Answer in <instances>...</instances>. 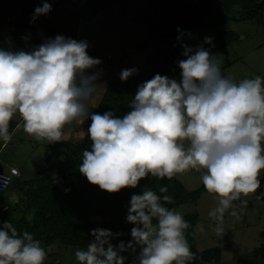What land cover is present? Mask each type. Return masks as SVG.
<instances>
[{"label": "clouds", "instance_id": "1", "mask_svg": "<svg viewBox=\"0 0 264 264\" xmlns=\"http://www.w3.org/2000/svg\"><path fill=\"white\" fill-rule=\"evenodd\" d=\"M51 11L42 0L33 21ZM177 32L179 41L185 33ZM212 40L205 37L204 43ZM181 46L180 80L155 74L138 85L130 111L122 117L89 110L93 95L104 86L97 83L99 72L89 74L102 61L88 55L87 41L57 35L30 51L0 47V138L11 142L9 125L16 115L25 133L50 143L62 141L65 125L90 119L91 149L83 151L78 170L91 185L113 194L136 188L149 176L171 180L203 170V187L218 198L209 217L217 221V235H223L224 213L236 201L246 206L242 197L261 187L264 78L237 83L222 74V54L202 45ZM134 74L138 69H124L120 79ZM167 191V186L159 188L162 194ZM172 202L171 196L145 186L130 197L126 221L133 225L131 239L113 245L122 233L93 229L86 250H74L75 259L79 264H126L124 253H136L138 264H191L195 254L185 236L190 225L165 206ZM46 256L33 234L19 233L9 221L0 223V264H44Z\"/></svg>", "mask_w": 264, "mask_h": 264}, {"label": "trees", "instance_id": "2", "mask_svg": "<svg viewBox=\"0 0 264 264\" xmlns=\"http://www.w3.org/2000/svg\"><path fill=\"white\" fill-rule=\"evenodd\" d=\"M119 1L46 0L51 4L52 11L47 15L38 16L33 21L34 10L42 6V1L0 0V32L4 28L11 30L8 39L3 43L4 48L30 51L47 38L57 35L76 40L81 19L90 20L99 11H107L112 4ZM64 4H70L72 8L70 26L51 27V19ZM245 20H251L264 29V0H149L139 20L145 28L144 39L137 44L139 51L152 45L151 53L145 58L147 68L122 82L121 71L130 68L123 64L124 58L121 57L122 59L114 64L115 70L105 83L103 93L91 113L103 114L112 111L115 116L122 117L130 111V102L138 85L155 74L169 77L175 73L180 76L178 61L183 58L182 44L189 42L191 47L202 45L206 48L205 43L194 40V31L197 28L218 27L227 21ZM178 28L185 33L179 41ZM188 33L191 35H187ZM217 36L221 40L217 50L226 49L237 39L235 31L230 29L217 33ZM93 51H88V54L94 55ZM126 55L127 53H124L123 57ZM17 123L18 120L14 118L10 121L9 132L12 137ZM90 124L91 120L87 119V129L80 143L68 141L63 145L65 148L70 147L66 157L58 152L59 149H51L52 146L49 145L51 152L45 159L47 165L37 170L29 180L12 179L0 194V223L9 221L19 233L28 231L45 247L59 243L67 248L70 246L86 249L93 239L91 230L96 228L108 229L114 234L122 233L111 241L113 245H117L120 240L127 243L131 239L130 230L133 225L126 221L130 197L133 194H141L145 186L158 195L171 196L173 202L165 206L175 211L187 202H196L202 193L206 192L203 184L194 190H187L177 175L171 180L149 176L140 180L136 188H125L113 194L91 185L78 170L82 163L83 151L91 149L92 142L87 133ZM3 143L0 138V156ZM3 164L4 161H0L1 170L4 169ZM260 180L261 187L255 196L264 201V170ZM26 184H29L28 188L24 186ZM162 186H167V193L159 192ZM64 189L69 191L65 192ZM15 190L17 200L10 201L8 196ZM29 216L32 217L31 221ZM183 217L190 225L185 231V236L195 254L191 264H222V249L219 245L207 249L197 247L195 225L199 219L198 214L189 213ZM254 254L264 263V244L259 246ZM124 255L128 256L126 264H138L136 253ZM56 262L58 263L54 258L44 264Z\"/></svg>", "mask_w": 264, "mask_h": 264}, {"label": "rangeland", "instance_id": "3", "mask_svg": "<svg viewBox=\"0 0 264 264\" xmlns=\"http://www.w3.org/2000/svg\"><path fill=\"white\" fill-rule=\"evenodd\" d=\"M36 1L41 2L42 0ZM148 2L149 0H120L112 4L107 11H99L90 20L81 19L79 21L76 40L87 41L89 45L87 51L94 50V55H88L102 61L101 64L89 70V74L92 72L100 73L97 83L102 86L105 87V83L115 70L114 64L122 58H124L123 64L130 69L136 68L138 71H143L147 68L145 58L151 53L152 45L139 51L137 44L144 39L145 28L139 20ZM71 12L70 4L62 5L58 13L51 19V27H69ZM226 29L235 31L237 39L226 49L217 50V45L221 42L217 33ZM10 31L9 28H4L0 32L2 48H4L3 43L8 39ZM194 34V40H198L199 43H204L205 37L213 38L212 44L205 43L204 45L211 53L222 54L221 71L224 76L237 83L245 78H254L255 76L264 78V29L261 26L256 25L251 20L227 21L218 27L197 28ZM186 45L189 46V42ZM124 53H127L126 57H123ZM182 59L185 57H181ZM169 78L180 80V76L175 73H172ZM103 90L104 88L101 87L90 100V112L97 105ZM13 118L21 120L19 115ZM73 122L75 125H73L74 123L65 125L64 137L68 139L71 135L73 142L78 144L87 129V120L83 123ZM74 126H76L74 128L75 134L72 133ZM62 142L37 141L25 133L22 122L14 132L11 142H8L1 152L0 161H4L3 170L16 166L19 170V176L13 179L29 180L37 170L47 165L45 159L51 152L49 145L52 146L51 149H59L58 152L66 157L70 147H61ZM5 167L8 168L5 169ZM202 172L203 170L199 172L191 170L177 176L184 187L191 191L202 184ZM24 186L28 188L29 184ZM16 194V190L12 192L11 196L9 194V200L16 202ZM242 199L247 201L246 206H242L239 201H236L234 207L224 213L223 235H217L215 232L217 221L209 217V212L218 205V198H214L207 191L202 193L196 202H187L176 211L182 215L198 214L199 219L195 225L197 247L198 249H207L219 245L222 249V264H264L259 256L254 254L257 248L264 244V201L257 198L255 194L242 197ZM233 211L236 212V215H232ZM41 246L45 248L47 253L44 262L56 258L60 264H79L73 255L77 248L70 246L67 248L59 243L47 247L42 244Z\"/></svg>", "mask_w": 264, "mask_h": 264}, {"label": "built area", "instance_id": "4", "mask_svg": "<svg viewBox=\"0 0 264 264\" xmlns=\"http://www.w3.org/2000/svg\"><path fill=\"white\" fill-rule=\"evenodd\" d=\"M19 176V170L15 166L7 170H0V194L8 187L14 177Z\"/></svg>", "mask_w": 264, "mask_h": 264}, {"label": "crops", "instance_id": "5", "mask_svg": "<svg viewBox=\"0 0 264 264\" xmlns=\"http://www.w3.org/2000/svg\"><path fill=\"white\" fill-rule=\"evenodd\" d=\"M23 122V120L21 119V120H18V123H17V126H16V128H15V131L18 129V127L20 126V124ZM74 122H72V124H73ZM73 125H75V123L73 124ZM78 125V124H77ZM76 126H74L73 128H72V133L73 134H75V128ZM76 129H78V128H76ZM70 131H71V129H70ZM86 131V130H85ZM64 132L65 131H63V137H62V145L61 146H63V145H65V144H67V142L68 141H73L72 140V137H71V135H69V138L67 139V137H64L65 136V134H64ZM70 134H71V132H70ZM84 134H85V132H84ZM84 134L81 136V141L83 140V136H84ZM8 143V142H7ZM7 143H3V149L6 147V144ZM74 143V142H73ZM16 167V166H15ZM8 167H5V169H7ZM57 264H60V262L58 261V263Z\"/></svg>", "mask_w": 264, "mask_h": 264}]
</instances>
